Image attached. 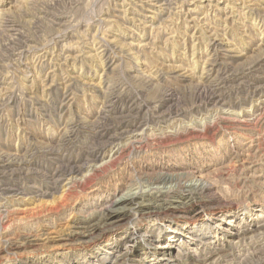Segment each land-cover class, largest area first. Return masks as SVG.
<instances>
[{"label":"rangeland","instance_id":"1","mask_svg":"<svg viewBox=\"0 0 264 264\" xmlns=\"http://www.w3.org/2000/svg\"><path fill=\"white\" fill-rule=\"evenodd\" d=\"M0 264H264V0H0Z\"/></svg>","mask_w":264,"mask_h":264},{"label":"bare ground","instance_id":"2","mask_svg":"<svg viewBox=\"0 0 264 264\" xmlns=\"http://www.w3.org/2000/svg\"><path fill=\"white\" fill-rule=\"evenodd\" d=\"M153 2V1H152ZM158 3V2H157ZM218 91V90H217ZM212 99V98H211ZM214 99V98H213ZM210 101H212V100H210ZM111 104H113V103H111ZM109 106H111V105H109ZM112 109V108H111ZM108 110H110V109H108ZM228 111V110H227ZM104 112H106V111H104ZM179 112V111H178ZM109 113V112H108ZM226 113H228V112H226ZM230 113V112H229ZM232 113V112H231ZM230 113V114H231ZM105 114V113H104ZM131 114V113H130ZM168 114V113H167ZM179 114V113H178ZM234 114V113H233ZM106 115V114H105ZM119 115V114H118ZM129 115V114H128ZM128 115H126V116H128ZM165 114H163V116H164ZM182 115V114H181ZM232 115V114H231ZM108 116V115H107ZM122 116V118L124 117L123 115H121ZM135 116V115H134ZM233 116V115H232ZM237 116V115H236ZM116 117V116H115ZM129 117V116H128ZM127 117V118H128ZM140 117V116H139ZM173 117V116H172ZM176 117V116H175ZM106 118V117H105ZM110 118V117H109ZM112 118V117H111ZM119 119H121L120 117H118ZM129 118H131V117H129ZM136 118V117H135ZM169 118V117H168ZM102 119V118H101ZM113 119V118H112ZM112 119H110V120H112ZM125 119H126V117H125ZM124 119V120H125ZM133 119V118H132ZM165 119V118H164ZM176 119V118H175ZM103 120V119H102ZM123 120V119H122ZM128 120V119H127ZM139 120V119H138ZM114 121H116V120H114ZM118 122L120 121V120H117ZM126 121V120H125ZM124 121V122H125ZM102 122H104V121H102ZM117 122V123H118ZM123 122V121H122ZM133 122V121H132ZM109 123V122H108ZM116 123V122H115ZM114 123V124H115ZM121 123V122H120ZM102 124V123H101ZM112 124V123H111ZM133 124H134V122H133ZM146 124V123H145ZM117 125V124H116ZM115 125V126H116ZM126 125V124H125ZM139 125V124H138ZM103 126V125H102ZM106 126V125H105ZM109 126H110V124H109ZM137 126V125H136ZM142 126V125H141ZM146 126H147V124H146ZM98 127V126H97ZM113 127V126H112ZM127 127V126H126ZM131 127V126H130ZM139 127V126H138ZM124 128V127H123ZM142 128V127H141ZM116 129V128H115ZM114 129V130H115ZM137 129V128H136ZM146 129V128H145ZM144 129V130H145ZM103 130V129H102ZM101 130V131H102ZM143 130V129H142ZM141 130V131H142ZM127 131V130H126ZM125 131V132H126ZM131 131V130H130ZM129 131V132H130ZM137 131V130H136ZM140 131V130H139ZM124 132V131H123ZM143 132V131H142ZM142 132H140V137H141V134H142ZM127 133V132H126ZM126 133H124V134H126ZM97 134V133H96ZM127 135V134H126ZM131 135H133V132L131 133ZM112 136V135H111ZM143 136H144V134L142 135V138H143ZM136 137V136H135ZM138 137V136H137ZM167 137V136H166ZM113 138V137H112ZM116 138V137H115ZM145 138V137H144ZM147 139V138H146ZM145 139V140H146ZM135 140V139H134ZM133 140V142H135L136 143V140L134 141ZM114 141V140H113ZM125 141V140H124ZM129 142V141H128ZM132 141H131V143H133ZM109 143V142H108ZM114 143H117V142H114ZM125 143V142H124ZM137 143H140V142H137ZM105 144V143H104ZM129 144V143H128ZM127 144V145H128ZM102 145V144H101ZM106 146H107V144H105ZM109 145V144H108ZM116 145V144H115ZM123 145V144H122ZM124 145H126V144H124ZM136 145V144H135ZM99 146H100V144H99ZM121 146V145H120ZM130 146V145H129ZM103 147V146H102ZM124 147V146H123ZM126 147V146H125ZM133 147H135V146H133ZM132 147V148H133ZM96 148H97V146H96ZM105 148V147H104ZM108 148V147H107ZM106 148V149H107ZM118 148H119V146H118ZM130 148H131V146H130ZM117 149V148H116ZM95 150V149H94ZM128 150V149H127ZM101 151V150H100ZM120 151H121V149H120ZM124 151H125V149H124ZM117 152V151H116ZM122 152H123V150H122ZM86 153H88V152H86ZM99 153V152H98ZM104 153V152H103ZM91 154V153H90ZM111 154V153H110ZM109 154V155H110ZM119 154V153H118ZM92 156V155H91ZM104 158V157H103ZM119 158V157H118ZM117 158V159H118ZM97 159V158H96ZM121 159V158H120ZM100 160V159H99ZM103 160V159H102ZM112 161L113 160H115V159H111ZM75 161V160H74ZM90 161V160H89ZM89 161H87V163L89 162ZM119 161V160H118ZM69 162H70V160H69ZM110 164H112V163H110ZM64 165V164H63ZM84 165V164H83ZM90 164H88V166H89ZM85 166V165H84ZM19 167V166H18ZM90 167V166H89ZM91 168V167H90ZM25 169V168H24ZM84 169V168H83ZM83 169L81 168H79L78 169V167H72L68 172V174H67V177H70V179L68 180V179H66V181L68 182V181H70L71 179H73V178H76V176H78L80 173H82L83 172ZM86 169H88V168H86ZM95 169V166L93 167V169H91V171H92V173L93 174H95L94 173V170ZM58 170V169H57ZM96 170V169H95ZM98 170V169H97ZM85 173V172H84ZM63 174V173H62ZM55 175V174H54ZM81 176H82V179L83 180H85V179H87L86 177H88V175L87 174H80ZM63 177V176H62ZM80 178V177H79ZM90 179V178H89ZM76 181V180H75ZM79 181H82V180H79ZM87 181V180H86ZM83 182V181H82ZM56 183V182H55ZM60 183V182H59ZM63 183V182H62ZM84 183V182H83ZM73 184V183H72ZM55 186H57V185H55ZM66 186V185H65ZM52 188V187H51ZM59 188V187H58ZM68 188H69V186H68ZM68 188H66V189H68ZM70 189V188H69ZM18 190V189H17ZM56 190V189H55ZM64 190V189H63ZM67 191V190H66ZM18 192V191H17ZM61 192V191H60ZM64 192V191H63ZM140 192V191H139ZM46 193V192H45ZM66 193V192H65ZM147 193H149L148 191H147ZM152 193V192H151ZM50 194V193H49ZM68 194V193H67ZM146 194V193H145ZM65 194H63L62 196H64ZM61 196V195H60ZM66 196V195H65ZM136 198H137V196H136V194L134 193H132V195H125V196H122V197H119L118 199H115V200H113L110 204H107V206H105V210H104V214H103V216H102V218L101 219H104L105 221H112V222H114L113 220H119L120 219V217H122L121 216V214H122V212H125V211H127L128 210V208H126V207H130V206H135V208H137V209H139V207L141 206L140 205V203L139 202H137V200H136ZM170 236V238H173V241H172V243L170 244L171 246H170V248H173V243H174V236H172L171 237V235H169ZM176 240V239H175ZM128 247H131L132 245H127Z\"/></svg>","mask_w":264,"mask_h":264}]
</instances>
